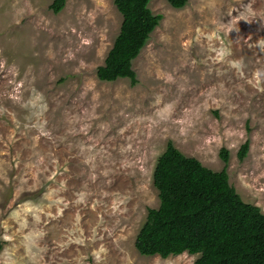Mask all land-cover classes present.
Instances as JSON below:
<instances>
[{
	"label": "rangeland",
	"instance_id": "obj_1",
	"mask_svg": "<svg viewBox=\"0 0 264 264\" xmlns=\"http://www.w3.org/2000/svg\"><path fill=\"white\" fill-rule=\"evenodd\" d=\"M50 1L0 0V264L192 263L133 245L167 139L264 212V0H148L134 83L95 75L112 0Z\"/></svg>",
	"mask_w": 264,
	"mask_h": 264
},
{
	"label": "trees",
	"instance_id": "obj_2",
	"mask_svg": "<svg viewBox=\"0 0 264 264\" xmlns=\"http://www.w3.org/2000/svg\"><path fill=\"white\" fill-rule=\"evenodd\" d=\"M112 1L121 20L95 75L108 81L127 77L134 83L130 62L162 14L153 13L148 0ZM166 1L172 7L186 2ZM63 4L64 0H51L49 7L57 12ZM247 147L248 140L244 139L236 150L238 160ZM218 155L224 164L214 170L166 140L152 170L158 204L147 207L133 240L140 254L166 257L198 252L190 264H264V212L244 201L228 182L227 149L220 147Z\"/></svg>",
	"mask_w": 264,
	"mask_h": 264
}]
</instances>
